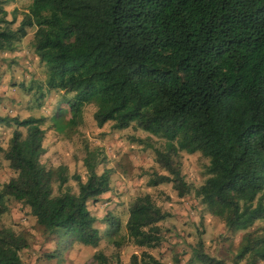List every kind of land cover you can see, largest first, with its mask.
<instances>
[{"label": "trees", "instance_id": "obj_1", "mask_svg": "<svg viewBox=\"0 0 264 264\" xmlns=\"http://www.w3.org/2000/svg\"><path fill=\"white\" fill-rule=\"evenodd\" d=\"M13 21L0 18V51L15 49L35 26L33 51L45 66V86L71 94L69 126L91 103L98 127L111 122L164 138V148L153 151L166 173L152 172L147 185L171 183L179 197L193 192L227 230L244 232L236 262H264V226H255L264 221V0H31L16 28ZM44 120L0 115L1 125L13 127L4 158L14 172L0 185V218L12 198L59 242L97 247L102 236L88 203L110 191L111 169L98 172L105 159L99 148L85 150V180L69 176L65 165L47 167ZM181 151L209 160L197 187L182 174L175 158ZM69 179L78 192L65 185ZM108 215L111 237L121 225ZM169 216L149 193L130 202L125 235L145 248L132 253L130 264H166L149 249L163 241L160 222ZM26 247L23 234L0 226V264H23ZM93 259L111 264L101 250ZM191 260L224 264L201 238Z\"/></svg>", "mask_w": 264, "mask_h": 264}, {"label": "rangeland", "instance_id": "obj_2", "mask_svg": "<svg viewBox=\"0 0 264 264\" xmlns=\"http://www.w3.org/2000/svg\"><path fill=\"white\" fill-rule=\"evenodd\" d=\"M30 3L31 0H0V6L6 12L5 15L0 13V18L4 16L8 21L14 20L9 26L16 28L25 12H28ZM34 30L35 26L28 29L27 35L17 43L15 49L0 51V115L44 117L45 152L41 162L53 168L65 165L69 176L78 173L85 180V150L99 148L105 159L97 170L111 169V189L102 194L99 201L88 203L96 218L95 226L102 236L97 247L78 242L67 246L63 241L59 242L56 234L43 231L26 206L8 198V210L1 215L0 226L10 227L27 238L28 247L21 251L23 264H97L93 259L97 250L103 251L111 264H130L132 253L139 254L145 248L136 246L128 239L125 222L130 202L144 193L151 194L156 204L170 213L160 222L163 241L158 247L149 249L166 264H200L191 260L193 246L200 238L204 249L222 259L224 264H248L246 259L236 262L243 231L227 230L224 222L209 213L193 192L179 197L171 183L147 185L152 172L166 173L155 162L153 151V147L164 148V138L133 127L117 130L111 122L98 127L93 118L95 108L91 103L83 107L81 121L76 126H69L67 99L71 94L48 90L45 86V66L33 51ZM56 122L59 126H56ZM20 129L24 134L25 129ZM12 130L13 127L0 124V185L14 175L8 160L4 158ZM175 158L191 186L197 187L208 176L209 160L200 152L181 151ZM65 185L78 192L75 180L69 179ZM59 192L58 184L53 183V194ZM107 214L119 218L121 225L119 233H112L111 237L106 234L109 225L105 219ZM255 226H264V221H257ZM113 240L120 241V245L116 246ZM53 253L57 256L49 255Z\"/></svg>", "mask_w": 264, "mask_h": 264}]
</instances>
